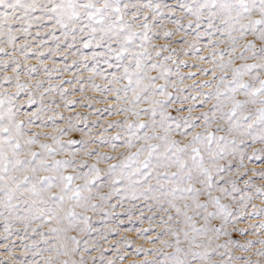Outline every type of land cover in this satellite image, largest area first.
<instances>
[{"label": "snow or ice", "instance_id": "snow-or-ice-1", "mask_svg": "<svg viewBox=\"0 0 264 264\" xmlns=\"http://www.w3.org/2000/svg\"><path fill=\"white\" fill-rule=\"evenodd\" d=\"M0 264H264V0H0Z\"/></svg>", "mask_w": 264, "mask_h": 264}, {"label": "rangeland", "instance_id": "rangeland-1", "mask_svg": "<svg viewBox=\"0 0 264 264\" xmlns=\"http://www.w3.org/2000/svg\"><path fill=\"white\" fill-rule=\"evenodd\" d=\"M145 227H146V225H145ZM130 238L131 239H135V236L133 235V236H130ZM138 243H142V241H138Z\"/></svg>", "mask_w": 264, "mask_h": 264}]
</instances>
